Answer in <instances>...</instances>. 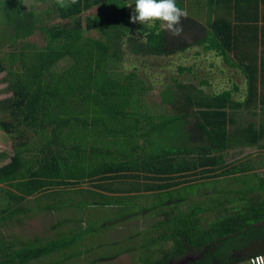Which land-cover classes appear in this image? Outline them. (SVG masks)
Segmentation results:
<instances>
[{
	"label": "trees",
	"instance_id": "16d2710c",
	"mask_svg": "<svg viewBox=\"0 0 264 264\" xmlns=\"http://www.w3.org/2000/svg\"><path fill=\"white\" fill-rule=\"evenodd\" d=\"M53 1L62 18L94 6L98 13L88 15L81 28L39 23L20 0L17 11L11 15L5 10V23L0 22L4 26L0 43L7 47L0 56V73L6 72L12 91V97L4 100L11 117L0 122L20 137L27 130L35 132L49 152L32 160L20 152L0 153V158L10 157L0 166V183L13 188L0 190L13 200L59 197L60 202L40 204L42 209L124 205L148 191L232 174L235 168H228L232 163H227L229 150L237 145L255 146L264 138V122L237 132L230 128L231 110L236 106L264 110V0H224L225 14L210 22L207 47L225 61L242 66L246 98L234 101L231 90L209 95L194 84L174 79L161 92L155 111L145 99L152 87L136 71L126 73L122 67L125 43L141 56L173 55L184 51L186 43L162 30L159 22L152 26L131 23L124 0H77L68 8H59ZM135 28L142 36L134 33ZM92 30L98 36L86 35ZM33 35L43 43L31 39ZM85 182L91 187L82 186ZM182 187L193 190L195 184ZM262 189L264 179L260 186L236 196L214 193V204L208 208L219 212L206 223L201 214L207 206L201 201L186 212L183 199L145 209H158L162 218L144 230L147 239L138 245L140 264H168L186 254L205 257L223 245L231 246L227 241L233 237L244 238L235 246L249 252L240 264L264 254V195L258 194ZM30 209L1 210L0 222ZM98 229L84 227L70 238L46 242L37 239L17 250H12L14 243L0 241V264H65L77 252L49 263L40 260Z\"/></svg>",
	"mask_w": 264,
	"mask_h": 264
},
{
	"label": "rangeland",
	"instance_id": "374dc122",
	"mask_svg": "<svg viewBox=\"0 0 264 264\" xmlns=\"http://www.w3.org/2000/svg\"><path fill=\"white\" fill-rule=\"evenodd\" d=\"M19 2L20 0H0V22L3 21L5 23V10L11 15L17 11V3ZM26 7L28 8L27 5ZM29 9H31L33 18L36 21L39 20V23H62L77 28L83 27L88 15L95 16L98 11L97 7H93V9L87 10L77 16L62 18L54 6L53 0H34L33 6ZM135 24L138 25L140 23ZM2 26H0V29L4 27ZM85 33L89 36H98L96 30ZM134 33L142 36L137 28H135ZM30 38L40 44L43 43V39L36 35ZM195 38V36L188 38L179 36L178 40L191 46L182 52L169 56L136 55L129 50L127 43H125L126 54L122 67L126 73L136 71L152 87L145 96L146 103L150 109L159 108L156 105L161 101V92L169 84L173 85L175 83L174 79L179 80L183 84H194L196 86L197 78L201 77L199 74L201 69L197 67H201L203 62L197 61V55L194 52L195 40L197 39ZM6 48V46L0 43L1 57ZM214 56V54L211 56V61ZM217 63L220 66L224 64L222 59H218ZM181 66H189L191 70H181ZM215 69L214 75H218L219 68ZM219 87L221 85L215 87L214 90H219ZM210 91L212 90L210 89ZM10 97H12V91L6 79V72H2L0 73V120L1 118L10 119L11 117L8 115L7 102L4 105V100ZM167 108L170 111L169 105H167ZM159 110L162 111L161 109ZM4 151L10 155L20 152L31 160L49 154L45 142L39 139V136L35 132L27 130L26 134L20 137L13 131L8 132L0 122V153ZM228 156V160L232 162L228 168H235V171H232V174L235 175L231 178L227 176L216 179L194 178L196 181L192 183L182 184L169 190L145 192V195L140 194L139 197H136L134 202L125 203L124 205L103 207L92 204L88 208L64 207L60 209H42L39 206L40 204L55 200L60 202L59 197L41 198L39 200L29 197L21 201L18 199L13 200L7 191L0 190V212L1 210L8 211L11 207L16 206L31 207L28 213L21 212L18 216H8L6 220L0 222V241L14 243L12 250H17L24 244L28 245L36 242L37 239H40L39 242H46L55 238H70V235L78 234L81 228H99L95 233L88 234L83 239L77 240L74 245L41 258L40 262L49 263L52 260L65 257L68 254L73 255V253L77 252V255H74L65 264H140L138 256L140 249L138 245L147 239L144 236V230L155 220L162 218L160 213L157 212L158 209L147 211L145 209L159 205L161 202L166 203L168 200L174 202L175 200L180 201L183 199L181 206L185 209L184 212H186L188 206L194 204L197 206L202 202L201 205L207 206V210L201 214L203 223H206L215 218L219 212L218 208H208V206L211 207L214 204L212 199V195H215L214 193L222 192L219 195L236 196L240 193L239 191H245V189L261 185V178L264 177V148L254 145H241L230 149ZM9 160L10 157L0 158V166ZM242 168L247 169L242 171ZM194 176L192 175L191 177ZM192 184H195L193 190L182 187ZM82 186L91 187V184L85 182ZM0 187L13 189L1 183ZM189 194L192 195L190 196V200L186 202ZM217 201H219V198H217ZM165 206L169 205L165 204ZM131 212H137V214L133 213L130 215ZM132 245H136L137 247L133 250H125V248ZM89 247H91L90 250ZM113 252H119V254L115 257H110L112 256L110 254ZM0 256H2V252H0ZM105 256L108 257L106 258ZM245 264L248 263L245 262Z\"/></svg>",
	"mask_w": 264,
	"mask_h": 264
},
{
	"label": "crops",
	"instance_id": "0c3cea01",
	"mask_svg": "<svg viewBox=\"0 0 264 264\" xmlns=\"http://www.w3.org/2000/svg\"><path fill=\"white\" fill-rule=\"evenodd\" d=\"M122 2L126 3L127 10L132 13V10L135 7V0H124ZM128 4H132L131 7H129ZM177 4L179 7L185 9L188 12V17L186 19H182L183 34L181 36L186 38L195 36L197 38H195L196 45L194 52L197 55V61H200L201 63L203 62L201 67H197L201 69L199 71L201 77L197 78L196 87L202 88L205 93L209 95H214L224 90H231L234 101H243L247 96L248 88L247 78L243 73L242 66L239 63L232 64L225 61L224 57L220 55L215 49H208L207 47L209 45V38L211 37L212 30L210 27V22L221 14H225L223 5L226 3L224 0H177ZM90 9H93V7ZM97 13L98 11L96 12V15ZM190 46H188L186 43V49L190 48ZM213 54L215 56L211 61V56ZM229 55L232 56V53H229ZM218 59L223 60L224 64L222 66L217 63ZM215 68H219L218 75H214L216 70ZM209 71H211V73H209ZM218 85H221V87L218 88L219 90H214ZM210 89L212 91H210ZM231 111L233 112L234 121L231 122L230 128L233 130V132H237L240 128L247 127L252 123H255L256 126L259 127L260 124L264 122V110L260 106H236ZM255 146L264 148V138L260 140ZM227 163H231V161L227 160ZM233 175L235 174L220 175L217 177H212V179L225 176L231 178ZM263 179L264 177L261 178V180ZM258 194L264 195V190H259Z\"/></svg>",
	"mask_w": 264,
	"mask_h": 264
},
{
	"label": "clouds",
	"instance_id": "9594fccd",
	"mask_svg": "<svg viewBox=\"0 0 264 264\" xmlns=\"http://www.w3.org/2000/svg\"><path fill=\"white\" fill-rule=\"evenodd\" d=\"M59 8H68L77 3V0H55ZM23 4L31 8L34 0H23ZM132 4H128L131 7ZM188 17V12L178 6L177 0H135V7L130 15L131 23L152 26L159 22L162 30L172 36L183 34L182 19ZM249 264H264V255L250 258Z\"/></svg>",
	"mask_w": 264,
	"mask_h": 264
},
{
	"label": "flooded vegetation",
	"instance_id": "af4514ba",
	"mask_svg": "<svg viewBox=\"0 0 264 264\" xmlns=\"http://www.w3.org/2000/svg\"><path fill=\"white\" fill-rule=\"evenodd\" d=\"M264 224V222H261ZM244 240V238L233 237L227 242L231 246L223 245L217 253L209 252L205 257L201 254H186L178 259L170 260L168 264H232L240 263L247 257L248 251L235 246V242Z\"/></svg>",
	"mask_w": 264,
	"mask_h": 264
},
{
	"label": "built area",
	"instance_id": "2783aa9c",
	"mask_svg": "<svg viewBox=\"0 0 264 264\" xmlns=\"http://www.w3.org/2000/svg\"><path fill=\"white\" fill-rule=\"evenodd\" d=\"M261 255H264V254H261V253H260V254H256V255H253V256L249 257V258L247 259L246 263L249 264V262H250V258L255 257V256H261Z\"/></svg>",
	"mask_w": 264,
	"mask_h": 264
}]
</instances>
